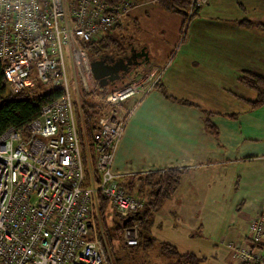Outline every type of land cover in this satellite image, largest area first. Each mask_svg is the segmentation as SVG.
<instances>
[{"label":"built area","instance_id":"1","mask_svg":"<svg viewBox=\"0 0 264 264\" xmlns=\"http://www.w3.org/2000/svg\"><path fill=\"white\" fill-rule=\"evenodd\" d=\"M207 0H189L188 17ZM145 0H0V67L11 93L35 83L60 86L23 127L0 133V264H107L108 245L98 195L121 220L144 201L127 192L113 158L133 108L125 101L144 94L136 79L100 100L107 108L92 133L98 181L83 185L76 110L96 80L84 45L111 31ZM154 78V81L152 79ZM248 239L231 249L236 264H264V203L248 222ZM139 223L123 225L127 246L138 243Z\"/></svg>","mask_w":264,"mask_h":264},{"label":"crops","instance_id":"2","mask_svg":"<svg viewBox=\"0 0 264 264\" xmlns=\"http://www.w3.org/2000/svg\"><path fill=\"white\" fill-rule=\"evenodd\" d=\"M145 2L126 16L118 32L124 23L151 21L145 16L154 11L160 22L157 30L163 33L168 25L162 24L163 15L169 17L172 12L154 0ZM244 19L264 24V0H207L187 25L188 35L175 54L170 53V47L167 50L170 55L158 58L160 49L152 55L148 41L131 36L125 52L144 49L148 57L129 74L141 66L146 68L144 71L160 73L155 87L144 94H134L124 103L127 108L133 107V112L115 151L113 168L130 174L187 168L177 191L154 213L150 227L154 231L150 234L173 244L182 254L191 252L203 257V264H208L207 255L212 256L215 264H236L231 247L247 241V224L264 203V105L249 109L244 99L254 97L245 93L246 86L238 81L244 70L264 76L259 73L264 72V29L255 25L244 27L239 24ZM181 24L176 25L179 34ZM259 47L263 48V54L257 53ZM137 78L151 83L141 74ZM232 79L237 84H232ZM223 93L234 94L245 106L234 111L213 109L231 103L228 99L223 101ZM171 98L189 100L195 106ZM203 112L216 113L210 119L219 130L217 138L206 130ZM218 113L237 116L233 119ZM129 178L130 175L122 176L119 181L124 184ZM233 179H238V184L244 182L245 194L229 205V209L235 207V213L223 214L221 210L209 220L208 226L214 233L207 237L214 238L203 237L201 242L202 221L189 217L190 204L198 203L193 195H199L197 191L207 183L220 184Z\"/></svg>","mask_w":264,"mask_h":264},{"label":"trees","instance_id":"3","mask_svg":"<svg viewBox=\"0 0 264 264\" xmlns=\"http://www.w3.org/2000/svg\"><path fill=\"white\" fill-rule=\"evenodd\" d=\"M106 2L120 0H105ZM164 10L183 15L181 32L187 21H190L199 10L196 7L188 17L189 0H154ZM239 24L244 27L257 26L264 29V24L251 20H240ZM120 28V24L112 30ZM109 31L99 39L88 42L84 45L90 59L97 58L105 53H124L127 51V43L131 39L129 35L119 32L116 36H111ZM238 81L252 89L255 96L252 99H244L249 109L253 110L264 105V76L252 71L244 70L238 76ZM156 81L152 87L156 85ZM115 86H99L96 82L95 96L82 93L81 115L76 110L77 130L80 140V152L83 164V185L90 186L98 181L94 168L95 151L93 148L92 133L97 127L98 116L107 108L100 99L111 91ZM120 87V86H119ZM151 87V88H152ZM112 88V89H111ZM62 89L60 86L51 84L35 83L34 85L17 93L9 92L6 81L0 67V133L6 128L23 127L29 120L35 117L40 108L47 102L60 96ZM183 105L192 106L195 104L189 100L171 98ZM130 108V107H129ZM133 108V107H132ZM216 113L203 112V122L206 130L214 138H217L219 130L210 117ZM227 118H236L237 113H218ZM186 167H169L159 170H148L146 172L135 173L123 185L127 192L142 198L143 208L133 214V220L139 223L138 243L127 246L123 243L121 234L123 230L122 220L113 213L110 203L106 198L98 195L99 207L102 215L103 227L108 245L109 259L107 264H128L137 257L140 263L148 264H203V257L194 253H180L177 248L170 243L158 242L157 255L154 261L149 256V251L156 242L150 234V227L154 213L163 202L173 196L177 191L181 178L186 172ZM113 255V256H112ZM162 258V260H160ZM151 261H150V260Z\"/></svg>","mask_w":264,"mask_h":264},{"label":"rangeland","instance_id":"4","mask_svg":"<svg viewBox=\"0 0 264 264\" xmlns=\"http://www.w3.org/2000/svg\"><path fill=\"white\" fill-rule=\"evenodd\" d=\"M145 1L147 2V0ZM146 2L144 4H146ZM163 16L164 17L161 20L162 24H168L167 27L164 29L163 33H160L157 30L160 22L158 18L156 17L154 11H148L147 15L145 16L147 19H150L151 21L144 19V20H140V23L135 24V25L124 23L125 25L123 26V29L120 30V32H122L125 35L130 34L129 36L133 38L135 37L138 40L148 41V45L151 48L152 55L158 52V50L160 49V53L157 56L158 58H162L163 55H168L169 51L167 53V50H169L170 47H171L170 53L175 54V52L177 51V48H179V46L182 44L184 37L185 36L187 37L188 35L187 25L191 24V21L187 19L182 32L180 31V34H179L178 29H176V25L182 22L183 15H180L178 13H174L173 15L171 13L168 15L169 17H166V15H163ZM111 31H112L111 36H116L119 33L117 30H111ZM180 39L182 40L180 41ZM172 43L174 44V46H171ZM128 44L129 43H127V48H128ZM256 51L257 53L261 52V54H263L262 52L263 48L259 47L257 48ZM161 69L163 70V67H161ZM254 69L257 70L256 68ZM144 70H146L144 66L137 68L131 74H128L126 76L125 82L123 83L126 84L127 82H131V80L133 79L135 80L136 79L135 77H137V74H141L144 77L146 73L148 72V70L147 71H144ZM135 72L136 74L134 75ZM259 73L264 74L263 71H260ZM136 81L138 82V78ZM231 83L237 84L234 79L231 80ZM120 84L121 82H119L118 84H115V87L116 88L119 87ZM239 88H242V87H239ZM244 92L245 93L248 92L250 95H252L251 97L255 96V92L250 88L245 87ZM226 99L231 101L229 106H225V104H223L222 106L221 105L213 106L215 107L213 109H220L221 111H234L236 109H240L242 106H245L239 101V99L234 94L225 95V93H223V101H225ZM232 101L235 103H232ZM238 183H239L238 179L229 180L228 182L224 181V182H221L220 184H216L213 181L212 183H207V186H202L203 188L197 191L199 195H193L195 200L198 199V203L195 202V203L190 204V209H192V211L189 214V217L190 218L197 217L198 219H201L202 221L203 226H202L201 233L203 236L199 237L202 240L201 242H204L203 237H207V234L211 232L214 233V231H212V229H210L208 226L209 220L211 218H215V215H217V213L220 214L221 210L223 214H227L228 211L230 212V214L235 213L234 212L235 207L231 206V208L229 209V205L232 204V200H236V201L238 199L241 200L240 198L241 195L245 194L244 182L242 181L241 184H238ZM192 191H195V190H192ZM206 219H208V221H206ZM153 231L154 229L152 228L150 233ZM156 236H160V235H156ZM207 238L213 239L214 237L209 236ZM155 240L156 242L154 243L153 248L149 251V256L151 255L152 259L155 258L154 261H159V260H156V258L158 257L157 246H158V242H162V241H159L158 238H155ZM206 257H207L206 259H208V262L206 261L208 264L216 263V261L212 259L211 255H207ZM141 258L143 259V257H139V258L137 257L136 259L131 260L128 264H142V262L140 263ZM160 260H162V258H160ZM143 264H148V262L143 263Z\"/></svg>","mask_w":264,"mask_h":264},{"label":"water","instance_id":"5","mask_svg":"<svg viewBox=\"0 0 264 264\" xmlns=\"http://www.w3.org/2000/svg\"><path fill=\"white\" fill-rule=\"evenodd\" d=\"M129 52V56H118L117 58H115L117 53H105L99 55L97 58H91V69L93 76L99 86H106L108 84L107 78H109L111 82L118 80L123 83V77L125 74H129L133 68L145 63L144 61H147L148 59L147 52L144 49H140L136 55L133 54V49H130ZM108 58H110V60H108ZM132 58L135 61H132ZM131 219L132 216L124 218L122 220V225H125Z\"/></svg>","mask_w":264,"mask_h":264},{"label":"flooded vegetation","instance_id":"6","mask_svg":"<svg viewBox=\"0 0 264 264\" xmlns=\"http://www.w3.org/2000/svg\"><path fill=\"white\" fill-rule=\"evenodd\" d=\"M133 54L134 55H136V52L135 51H133ZM130 55V52L128 51L127 53H117V56L115 57V58H117L118 56H129ZM108 60H110V58H108ZM116 60V59H115ZM132 61H135L133 58L131 59ZM119 65V64H118ZM127 67V66H126ZM131 67H133V66H131ZM128 68V67H127ZM120 73V72H119ZM114 75V74H113ZM112 75V76H113ZM128 74H125V76L123 77V80H124V82H125V79H126V76H127ZM107 81H108V84L106 85V86H115V84H118L120 81H118V80H115L114 82H113V84H112V82L109 80V78H107Z\"/></svg>","mask_w":264,"mask_h":264},{"label":"bare ground","instance_id":"7","mask_svg":"<svg viewBox=\"0 0 264 264\" xmlns=\"http://www.w3.org/2000/svg\"><path fill=\"white\" fill-rule=\"evenodd\" d=\"M157 78H158V77H157ZM128 216H132V215H128ZM128 216H127V217H128ZM125 218H126V217H125ZM132 218H133V217H132ZM122 219H124V218H122Z\"/></svg>","mask_w":264,"mask_h":264}]
</instances>
